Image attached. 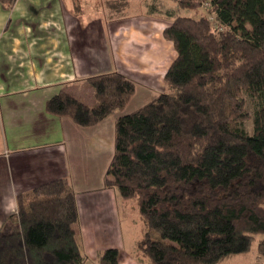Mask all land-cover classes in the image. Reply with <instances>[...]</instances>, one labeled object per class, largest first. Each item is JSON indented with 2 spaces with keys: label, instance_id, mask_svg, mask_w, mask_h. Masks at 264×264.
<instances>
[{
  "label": "trees",
  "instance_id": "obj_1",
  "mask_svg": "<svg viewBox=\"0 0 264 264\" xmlns=\"http://www.w3.org/2000/svg\"><path fill=\"white\" fill-rule=\"evenodd\" d=\"M176 1L193 10L205 1L218 25L175 9L163 14L172 21L164 36L177 51L167 90L118 118L106 185L137 199L148 226L138 248L149 264H221L249 253L258 235L264 256V0ZM89 81L96 106L61 90L47 111L93 126L123 109L136 89L120 72ZM13 216L19 228H0V264H84L70 180L19 194ZM119 260L110 248L97 263Z\"/></svg>",
  "mask_w": 264,
  "mask_h": 264
},
{
  "label": "crops",
  "instance_id": "obj_2",
  "mask_svg": "<svg viewBox=\"0 0 264 264\" xmlns=\"http://www.w3.org/2000/svg\"><path fill=\"white\" fill-rule=\"evenodd\" d=\"M88 1L0 0V228H19V194L64 178L75 185L84 264H98L99 253L124 250L127 242L133 249L118 264H149L138 257L142 221L138 231L130 199L106 179L118 118L167 90L165 75L177 58L164 36L172 21L139 10L145 0L113 17L100 1ZM110 72L135 83L125 108L88 127L47 111L61 90L82 101L86 91L96 106L89 79Z\"/></svg>",
  "mask_w": 264,
  "mask_h": 264
},
{
  "label": "rangeland",
  "instance_id": "obj_3",
  "mask_svg": "<svg viewBox=\"0 0 264 264\" xmlns=\"http://www.w3.org/2000/svg\"><path fill=\"white\" fill-rule=\"evenodd\" d=\"M99 1L101 3H103L104 5H106L107 9H105V6H104V9H105L104 12L110 13L111 16L113 17V16H119L118 15L119 12H121V14H127L129 12L127 5L128 4L130 5L132 0L128 1L127 3H123V4H122V0H89L88 2H90V3H94V2L97 3L98 2L99 3ZM136 1L138 2V4H140L144 0H136ZM204 2L205 1H203L201 4H199V2H198L197 3L198 6L193 10V9H182V8L179 9L178 1H176V0H145V3L149 7L142 6V7H139V10H144V11L147 10L148 11L151 8L152 11L158 10L160 12V14H165L166 11H171V10L175 9V11L179 13V15L190 16V17H193L194 19H199L202 16L203 17L208 16L209 19L212 20V22L215 26H216V24L218 25V22H216V18L213 17L214 14L212 13L210 7L208 6V3L205 2V4H204ZM113 7H115V8H113ZM135 9H136V7L134 8V10ZM98 11L100 12L101 10L99 9ZM88 85H90V84H88ZM85 90H86V88H85ZM91 90L94 93L92 85L90 86V91ZM84 94H85L83 97L84 102L87 103L89 106L94 107L93 105H91V102H90L91 97H89V95L87 94L86 91ZM245 97L247 100V110L249 112L254 113V110L257 106L256 102L254 100H252L248 95H246ZM93 101L97 103L95 98H93ZM244 125H245L246 130H248L249 133H253L254 128H253V120L252 119L246 120ZM72 187L75 188V185L72 184ZM129 201L131 202V211L133 212V216L136 218L134 220L135 228L139 231L141 228L140 224L142 221V223H143L142 225H144L143 232H145L147 230L148 226H147V223L145 222V220L143 218H140L141 220H139V217H141V213L139 211L137 199L132 198ZM137 210H138V212H137ZM9 226H12V225L8 224L7 228ZM138 236L141 239L143 237V234L139 233ZM259 238H260V235L257 236V239L255 240L253 247L249 253L230 257L221 264H251V263H255V262H262V261L264 262V256L259 254V252L257 251V242H258ZM128 243L129 242L126 243V248L124 250L123 249L119 250L121 259L123 256H126L127 254H129V250H131V248L133 249V247L128 245ZM135 243L136 242L133 241V244H135ZM134 249H137V248H134ZM136 252H138V249L136 250ZM138 257L140 260L142 259V261L144 262L145 256L140 250L138 252Z\"/></svg>",
  "mask_w": 264,
  "mask_h": 264
}]
</instances>
